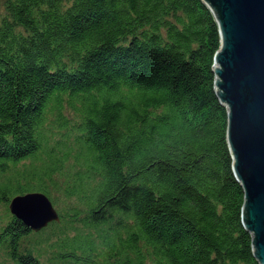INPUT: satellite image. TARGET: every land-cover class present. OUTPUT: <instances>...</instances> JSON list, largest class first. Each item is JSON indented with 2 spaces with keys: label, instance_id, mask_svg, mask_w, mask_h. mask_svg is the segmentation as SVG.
<instances>
[{
  "label": "trees",
  "instance_id": "trees-1",
  "mask_svg": "<svg viewBox=\"0 0 264 264\" xmlns=\"http://www.w3.org/2000/svg\"><path fill=\"white\" fill-rule=\"evenodd\" d=\"M220 46L203 0H7L0 255L11 264H260L215 89ZM31 192L67 206L44 233L9 212Z\"/></svg>",
  "mask_w": 264,
  "mask_h": 264
},
{
  "label": "water",
  "instance_id": "water-1",
  "mask_svg": "<svg viewBox=\"0 0 264 264\" xmlns=\"http://www.w3.org/2000/svg\"><path fill=\"white\" fill-rule=\"evenodd\" d=\"M214 13L221 46L215 89L228 109L227 138L237 180L245 191L243 223L264 264V0H203ZM9 211L40 232L61 216L42 192L15 196Z\"/></svg>",
  "mask_w": 264,
  "mask_h": 264
},
{
  "label": "rangeland",
  "instance_id": "rangeland-1",
  "mask_svg": "<svg viewBox=\"0 0 264 264\" xmlns=\"http://www.w3.org/2000/svg\"><path fill=\"white\" fill-rule=\"evenodd\" d=\"M6 1L7 0H0V21L4 18V16L6 15ZM67 206L63 203V202H61V207L59 206V207H56L57 208V210H59V208H62V210L63 209H65ZM0 209L3 211V213H4V215H6L5 213H6V210H5V206L4 205H1L0 206ZM10 212V211H9ZM43 231V230H42ZM42 231H40V232H34V233H41ZM45 231H43L42 233H44ZM49 231H47L44 235L45 236H47V233H48ZM50 233V232H49ZM48 250H50V248L48 249ZM48 256L44 259L45 260V262H46V264H49L48 263ZM0 264H11L10 262H7L6 260H5V256H4V254L3 253H1V255H0Z\"/></svg>",
  "mask_w": 264,
  "mask_h": 264
}]
</instances>
